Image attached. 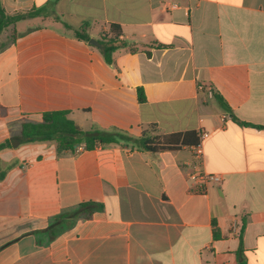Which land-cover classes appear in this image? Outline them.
<instances>
[{
	"label": "crops",
	"instance_id": "0c3cea01",
	"mask_svg": "<svg viewBox=\"0 0 264 264\" xmlns=\"http://www.w3.org/2000/svg\"><path fill=\"white\" fill-rule=\"evenodd\" d=\"M0 1L42 12L0 49V264H264V0ZM63 22L97 41L118 24L128 47L109 66ZM63 110L84 130L208 133L222 183L189 178L197 144L21 142L23 122Z\"/></svg>",
	"mask_w": 264,
	"mask_h": 264
},
{
	"label": "trees",
	"instance_id": "16d2710c",
	"mask_svg": "<svg viewBox=\"0 0 264 264\" xmlns=\"http://www.w3.org/2000/svg\"><path fill=\"white\" fill-rule=\"evenodd\" d=\"M41 16L42 12L38 10L27 14L8 15L0 1V36L10 26L20 21ZM63 24L68 30L72 31L76 39L89 44L92 39L87 31L89 24H85L80 29H74L65 22ZM122 36L123 31L121 26L115 23L109 24L108 30L100 35L98 40L100 47L98 48L109 66L115 64V53L120 49L128 47V43L122 39ZM138 91L139 101L141 103L145 102L146 98L143 89L139 88ZM70 113V111L66 110L51 111L44 113L40 122H23L21 126V142H53L60 154L65 152L77 154L80 151H92L100 147L121 144H130L133 148L143 151L159 152L199 143V137L193 132L174 134L160 140V137L152 135L148 131L143 132L141 137H133L121 129H104L95 124L90 129L84 130L69 117ZM6 145H1L0 148ZM100 209H102L101 205L90 202L82 204L79 213L83 212L89 218L93 212Z\"/></svg>",
	"mask_w": 264,
	"mask_h": 264
},
{
	"label": "built area",
	"instance_id": "2783aa9c",
	"mask_svg": "<svg viewBox=\"0 0 264 264\" xmlns=\"http://www.w3.org/2000/svg\"><path fill=\"white\" fill-rule=\"evenodd\" d=\"M208 133L199 136V143L194 147L196 163L194 170L189 174V178L195 183L221 184L222 177L218 174L210 173L204 168V141L208 138Z\"/></svg>",
	"mask_w": 264,
	"mask_h": 264
},
{
	"label": "rangeland",
	"instance_id": "374dc122",
	"mask_svg": "<svg viewBox=\"0 0 264 264\" xmlns=\"http://www.w3.org/2000/svg\"><path fill=\"white\" fill-rule=\"evenodd\" d=\"M29 26H33V24H20L17 26V32L21 33L25 31ZM17 32L14 28L7 29L5 32H3V34L0 36V49L4 48L7 44L11 43V41L17 36Z\"/></svg>",
	"mask_w": 264,
	"mask_h": 264
},
{
	"label": "water",
	"instance_id": "95a60500",
	"mask_svg": "<svg viewBox=\"0 0 264 264\" xmlns=\"http://www.w3.org/2000/svg\"><path fill=\"white\" fill-rule=\"evenodd\" d=\"M90 45L96 46V47H100V44L97 40L95 39H91L89 42Z\"/></svg>",
	"mask_w": 264,
	"mask_h": 264
}]
</instances>
